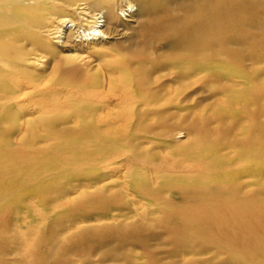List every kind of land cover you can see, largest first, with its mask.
Masks as SVG:
<instances>
[{"label": "bare ground", "instance_id": "bare-ground-1", "mask_svg": "<svg viewBox=\"0 0 264 264\" xmlns=\"http://www.w3.org/2000/svg\"><path fill=\"white\" fill-rule=\"evenodd\" d=\"M256 60L264 0H0V264H264V82L189 110Z\"/></svg>", "mask_w": 264, "mask_h": 264}, {"label": "rangeland", "instance_id": "rangeland-1", "mask_svg": "<svg viewBox=\"0 0 264 264\" xmlns=\"http://www.w3.org/2000/svg\"><path fill=\"white\" fill-rule=\"evenodd\" d=\"M34 69L35 71H32H34L35 73H40V71H42L40 69H37L36 67H34ZM220 71L222 72H219V69H217L213 70V72L209 71L207 72V74H202V76H205L203 79L205 82L207 81L213 84L215 79L219 81L220 87H218L217 90L211 91V86L208 85L205 87V89H200V87L198 86L190 92L195 95V101L190 104L189 108L192 116H195V114H198L199 112H203V114H209L211 112H214L215 110L220 109L222 101L224 100V98L226 99V97H228L224 95V90L226 89L235 90L240 88L249 90V88L260 86L262 82H264L263 60H256L253 69L251 71H248V74L246 75H234L230 70L224 69ZM148 74H152L153 77H157L156 79H160L166 84L170 82V76L167 75L166 72L163 73L162 71H157L150 73L149 71ZM235 76L240 77V79H238V81L240 82L233 89L229 85L232 84L231 81L236 79ZM198 92L200 94H198ZM175 142L177 143L173 144H177L178 146L183 145V143L186 142L189 143V141L186 140L185 136L175 140ZM226 153H228L230 158L234 159L235 149H231ZM233 162L234 164H236L237 167H239L238 162H236V160H233ZM183 250V248L181 250H178L173 255L171 260H159V264H249V261L245 258H236V255L233 253L234 251L230 248V244L225 245L223 249L219 247L218 249L216 248L212 250H207V254L204 256L197 255L196 253H193L190 249L184 251ZM134 253H140V251L134 249L133 254ZM94 261L95 264H99V262L100 264H128L122 261L121 259H105L103 261L99 259ZM8 263L14 264V261L10 260L8 261ZM19 264H21V262Z\"/></svg>", "mask_w": 264, "mask_h": 264}]
</instances>
